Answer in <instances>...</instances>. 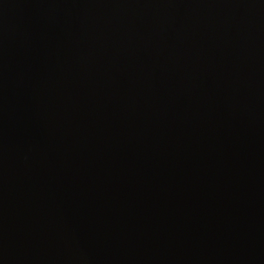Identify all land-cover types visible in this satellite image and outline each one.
<instances>
[{"label":"water","instance_id":"water-1","mask_svg":"<svg viewBox=\"0 0 264 264\" xmlns=\"http://www.w3.org/2000/svg\"><path fill=\"white\" fill-rule=\"evenodd\" d=\"M0 264H264V0H0Z\"/></svg>","mask_w":264,"mask_h":264}]
</instances>
